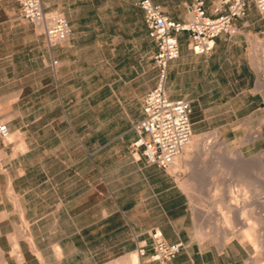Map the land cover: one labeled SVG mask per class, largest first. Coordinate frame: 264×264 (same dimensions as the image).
Returning <instances> with one entry per match:
<instances>
[{
    "label": "crops",
    "instance_id": "1",
    "mask_svg": "<svg viewBox=\"0 0 264 264\" xmlns=\"http://www.w3.org/2000/svg\"><path fill=\"white\" fill-rule=\"evenodd\" d=\"M154 1L172 19L187 20L186 7L178 10L164 5V0ZM217 1L206 0L210 14ZM74 4L73 0H44L48 11L63 12L68 19L72 47L80 35L72 15ZM137 8L144 35L153 44V60L157 47ZM16 19L25 21L20 10ZM236 25L235 35L216 39L209 57L193 54L188 34L179 35L181 57L170 64L167 92L171 99L192 103L194 131L198 123L195 114L206 105L203 94L212 98L231 92L223 86L225 81L231 85L228 77H247L242 61L246 60L250 37L263 33L257 30L264 28V15L251 7ZM45 44L49 62L45 60L43 68L14 78L13 82L23 87L0 102V126L6 124L10 135H19L12 143L0 136L2 257L7 264H18L13 255L17 245L24 264H131L137 239L150 244L149 232L160 228L169 243L187 244L170 264H197L191 207L175 173L148 165L144 157H133L130 152L136 139L133 126L142 117L143 101L141 113L128 114V120L114 125V131L111 120L96 125L94 109L80 113L79 109L66 108L58 113L55 107L46 108L39 85L28 88L26 84L43 79L53 85L59 82L68 50L62 45L50 49L46 40ZM53 59L59 61L56 69ZM85 114V121L73 118ZM139 260V264H157L149 255Z\"/></svg>",
    "mask_w": 264,
    "mask_h": 264
},
{
    "label": "rangeland",
    "instance_id": "2",
    "mask_svg": "<svg viewBox=\"0 0 264 264\" xmlns=\"http://www.w3.org/2000/svg\"><path fill=\"white\" fill-rule=\"evenodd\" d=\"M73 1L72 15L80 35L74 47L71 46L72 36L62 45L68 52L66 62L59 70V82L53 85L43 79L26 86L39 85L45 94L46 108L55 107L58 113L66 108L79 109L80 113L94 109L96 125L111 120L114 131V125L124 124L128 114L138 116L141 113L143 97L155 84L157 70L152 60L153 44L144 35L136 0ZM164 2V5L185 10V4L190 0ZM19 10L16 0H0V102L23 87L15 84L14 78L43 68L45 60L49 62L45 56V37L34 24L16 19ZM260 31L263 33L250 37L246 60L242 61L247 77H228L231 85L225 81L223 86L231 88V92L225 91L212 98L211 94L204 93L206 105L195 114L198 123L194 135L206 141L217 139L218 143L227 146L222 149L220 143L210 154L200 152L202 156L197 154L194 158L192 171L186 172L182 167L175 173L191 207L197 264H264L263 254L256 252L239 234L222 246L228 236H221L224 229L227 230L218 221L222 189L231 186L232 190L243 192L240 174L257 178L253 156L264 155V48L255 43L256 40L264 43V28H258L257 32ZM233 69L236 71L238 66ZM230 96L232 99L228 98ZM73 118L82 122L88 117L85 114ZM239 150L244 153V161H239L233 154ZM191 178L193 186H183ZM249 191L253 195V188ZM257 227L264 232V224L258 223ZM200 228L208 234L219 233L213 238L200 239ZM21 230L23 227L19 232ZM1 254L0 251V257Z\"/></svg>",
    "mask_w": 264,
    "mask_h": 264
},
{
    "label": "built area",
    "instance_id": "3",
    "mask_svg": "<svg viewBox=\"0 0 264 264\" xmlns=\"http://www.w3.org/2000/svg\"><path fill=\"white\" fill-rule=\"evenodd\" d=\"M18 2L21 18L41 31L50 49L70 39L72 29L68 19L59 12L48 11L44 0ZM137 5L157 47L153 57L157 77L156 85L144 96L142 117L133 126L136 139L130 145V152L133 157H144L148 165L167 171L194 135L192 103L186 99H171L167 92L170 64L181 57L179 35L188 34V45L193 54L209 57L216 39L222 35H235L238 32L236 22L251 7L264 15V0H218L212 14L207 10L206 0H191L186 6L187 20L184 22L172 19L154 0H139ZM58 64L59 61L53 59V67ZM0 136L9 139L6 124L0 126ZM149 238L150 244L137 239L136 253L139 257L149 255L157 264H170L187 248L184 241L169 243L160 228L152 229Z\"/></svg>",
    "mask_w": 264,
    "mask_h": 264
},
{
    "label": "bare ground",
    "instance_id": "4",
    "mask_svg": "<svg viewBox=\"0 0 264 264\" xmlns=\"http://www.w3.org/2000/svg\"><path fill=\"white\" fill-rule=\"evenodd\" d=\"M262 46L264 48V44ZM262 52H264V50ZM18 137V134H12L10 135L9 139L5 141L14 142L16 139H18ZM256 137H259V134L256 135ZM204 140L201 136L193 135L192 140L187 145L184 152L177 158L173 166V173H176L182 167L186 168V172L192 171L193 160L196 156H198L197 154H200L201 156L202 154L200 152H205L203 154H210V151H212L213 147L221 143H218V140L215 139L214 141L205 140L206 143H209L206 144ZM224 146L227 145L221 143L222 149H224ZM226 148L227 147H225V149ZM233 154L236 155L239 161L245 160V156L242 150L233 152ZM253 158L254 163L257 167V178H255V175L253 176V178H250L249 176L245 175L246 173L240 174L243 182V185L240 184V187H243V192L241 190L239 191L238 189L237 191L236 189L232 190L231 186L223 189L220 187L222 189V193L218 202V208L220 209L221 218H218V221H220L224 225L223 227L227 230L225 231L224 229V232L221 233V236H228L227 238H224V244H222V246H225V243L229 239L233 238L234 236L236 237L239 234V236L241 235V237H243L242 239H245L252 244L256 252H261L264 256V232L262 233L261 229L257 227L258 223L264 224V155L258 153L254 155ZM251 174L249 175L251 176ZM183 186H193L192 178L185 181L183 183ZM225 186L226 185H224L223 187ZM250 188H253V195L249 194ZM216 233L219 232L217 231L214 232V234H208L205 233L201 228L198 230V236L200 239H203L205 237L213 238ZM14 250L15 251H13V255L16 257L17 263L24 264L23 257L21 254H19V248L17 245H15ZM2 255L3 253L0 257V264H7V261L2 257ZM139 262V256L136 253L131 258V264H139Z\"/></svg>",
    "mask_w": 264,
    "mask_h": 264
}]
</instances>
